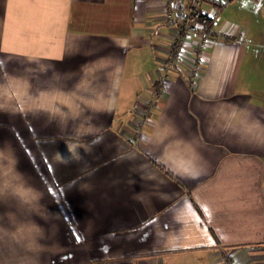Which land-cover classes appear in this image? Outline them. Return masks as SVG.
<instances>
[{"label":"crops","instance_id":"obj_1","mask_svg":"<svg viewBox=\"0 0 264 264\" xmlns=\"http://www.w3.org/2000/svg\"><path fill=\"white\" fill-rule=\"evenodd\" d=\"M212 1L133 144L160 0H0V264H264V7Z\"/></svg>","mask_w":264,"mask_h":264},{"label":"built area","instance_id":"obj_2","mask_svg":"<svg viewBox=\"0 0 264 264\" xmlns=\"http://www.w3.org/2000/svg\"><path fill=\"white\" fill-rule=\"evenodd\" d=\"M255 7H264V0H249ZM201 2L210 3L219 7L220 4L212 0H188L184 10L178 9L173 0H160V16L163 23L172 28L171 38L168 43L167 54L162 63L161 74L157 77L153 84L149 86V93L144 103L140 107H135L136 117L130 123L129 140L133 144H137L145 135L149 121L155 109L158 107L159 94L166 85L169 75V66L177 62H182L183 40L187 35L198 38L197 48L206 47L210 42L212 35L209 31V24L215 18L214 13H199L196 9ZM228 31L220 32L216 38L226 40L230 37H241V33L237 36ZM195 56L194 61L189 66L186 80L192 84L198 74L197 65L202 63V59L197 55L196 50L192 51ZM226 258V257H225ZM222 264H229L227 260H222Z\"/></svg>","mask_w":264,"mask_h":264}]
</instances>
